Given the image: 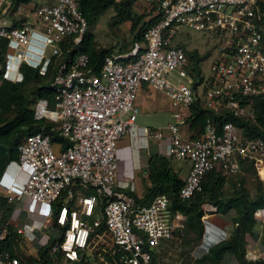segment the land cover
<instances>
[{
  "label": "built area",
  "instance_id": "obj_1",
  "mask_svg": "<svg viewBox=\"0 0 264 264\" xmlns=\"http://www.w3.org/2000/svg\"><path fill=\"white\" fill-rule=\"evenodd\" d=\"M13 2L20 10L31 4ZM11 6L12 0H0L2 79L20 82L21 64L44 75L55 60L50 81L53 108L38 100L33 119L53 124L67 146L52 143L41 127L24 137L17 146V161L7 165L22 176L10 194L26 201L20 209L23 219L30 215L52 219L63 229L50 253L79 262L91 248H100L97 258L103 264H148L162 242L180 241L184 216L169 208L167 196L136 205L131 195L134 178H117V147L135 134L137 98L143 89L160 92L170 103L174 122L143 127L139 134L163 145L170 163L189 162L177 193L180 201L199 192L208 173L238 174L240 160L250 162L264 182L260 138L246 137L232 122L216 124L211 118L204 120L199 132L181 130L183 125L187 128V112L196 102L213 114L226 110L234 118L254 121L253 99L264 102V0H154L157 20L143 32L142 41L131 53L105 57L97 74L80 51L86 22L76 0L34 4L19 24L5 17ZM181 29L216 39L217 56L209 66V78H201L200 90L186 53L173 44ZM171 73L177 76L175 83L169 80ZM103 236L108 238L105 248L97 246ZM0 264L20 263L2 250Z\"/></svg>",
  "mask_w": 264,
  "mask_h": 264
},
{
  "label": "trees",
  "instance_id": "obj_2",
  "mask_svg": "<svg viewBox=\"0 0 264 264\" xmlns=\"http://www.w3.org/2000/svg\"><path fill=\"white\" fill-rule=\"evenodd\" d=\"M30 1L17 0L18 3L23 4ZM137 1L76 0L78 9L86 22V32L80 51L87 55L89 65L94 73H98L103 59L111 56L113 51L111 48H98L91 32L99 16L106 10L112 8L114 12L108 23L110 30L117 23L130 22L129 32L133 34L132 44L140 43L143 32L156 22V15H152L147 21H142L143 16L141 15L134 16L133 4ZM4 51L5 40L0 38V66L4 63ZM121 52H124V46L117 49L115 54L120 55ZM184 52L189 61V69L193 71L190 65H195L200 58L194 52H186L185 50ZM118 60L125 62L127 58H119ZM54 62L55 60L48 66L44 75H40L34 68L21 64L19 71L22 80L17 83L3 80L0 72V176L10 162L17 161L18 144L23 141L25 136L39 132L41 127L44 128L45 133H49L52 143L60 145L61 148L67 146L66 141L59 137L53 129V124L33 119V106L38 100H46L48 108H53L54 89L50 86V81L53 75ZM253 103L255 117L254 121H249L244 118H234L226 110L213 114L209 110L202 109L196 102L187 112L188 128L195 132L201 131L206 118H211L216 124L228 121L242 128L246 137H258L264 142V102L253 99ZM146 172L150 177V186L145 188V193L140 199L132 195L136 205H147L155 196L165 195L169 200V208L184 216V230L180 241L162 242L157 250L151 253L148 264H155V259L159 253L173 246H185V255L192 259L191 264H224L222 258L227 252L231 253L239 264H260L262 261L264 262L260 258L253 260V258L247 257L246 259L245 239L251 235L254 226L258 223L257 218L259 215L264 213V182L257 187L253 195H250L243 186L244 178L238 176L241 173L254 172L250 162L240 160V172L233 175L238 177L236 182L229 183L231 192L228 195L223 196L222 193L226 177L211 172L204 176L201 190L183 201H180L177 196L183 180L179 179L177 174L172 171L169 160L159 156L149 157ZM5 202L6 199L0 197V209L8 205ZM59 204L60 199L53 204V209L55 206L59 207ZM205 204L210 205L214 212L220 214L230 210L234 212L231 219L232 232L226 240L217 242L207 250L206 254L194 259L191 256V250L199 244L202 237L203 224L201 217L203 216ZM100 212L98 209V213ZM52 224L55 226L53 221ZM1 227L2 225H0V229ZM102 230L103 227L101 226L98 231ZM58 233L61 237L63 229H58ZM13 237H17L16 233L8 228L4 238L0 240V251L7 250L12 256L18 258L20 264H57L53 259L55 257L56 260H59L60 255L50 253L51 246L56 239H52L46 246L38 249L36 256L31 257L23 256L19 252L18 245ZM57 240H60V238H57ZM90 257L91 255L87 253L80 259L79 263L103 264L96 258L89 259Z\"/></svg>",
  "mask_w": 264,
  "mask_h": 264
},
{
  "label": "crops",
  "instance_id": "obj_3",
  "mask_svg": "<svg viewBox=\"0 0 264 264\" xmlns=\"http://www.w3.org/2000/svg\"><path fill=\"white\" fill-rule=\"evenodd\" d=\"M134 45L135 44L133 43V46H131V50H134ZM120 47L121 44L118 47L115 46L113 48L112 54H115V51ZM123 53L125 52H121L120 54L124 55ZM195 75L198 76V80L197 82H195L196 84H198L201 81V75ZM137 107L142 112H152L155 114L160 113V110H163L167 107L168 112H170V122L166 123L164 126L174 122L171 117L170 103L168 99H166L160 92L146 91L143 89L138 95ZM137 115L134 122L135 134H133L132 137L119 142L116 151V159L118 161V180L122 178L133 177L134 189L133 192H131V195L135 196L137 199H140L145 193V188L150 186V177L146 172L149 157L159 156L165 159L167 158L165 156L163 145L156 144L153 141L141 137L139 131L145 126H140L136 123ZM185 123L187 124V128L183 127V125L181 127V130L185 134H188L189 132H191V130L188 128L189 123L187 121ZM174 162H179L180 167L178 169H174L172 162L170 163V168L174 173L177 174V177L179 179L183 180L189 171L190 164L187 169L188 161ZM183 167H185L186 169V174L182 177H179L178 174ZM12 170L15 169L9 168L7 170V175H9L11 181L20 182L21 178L17 177V173H9L12 172ZM2 198L6 199L5 203L8 205L0 209V225H2L0 229V240L4 238L6 230L8 228H10L11 231H14L15 233L16 230H20L21 232L19 234L16 233L17 237H13L14 241L18 245L19 252L24 256L35 257L38 249L46 246L44 244V241H48L43 233H41V230L50 226L51 228L55 229L58 234V228L52 224V219L44 220L33 215H30L28 218L23 219V212H20V209H22L25 204H27L26 201H23V199H20L18 201L14 200L12 195H9L7 197L2 196ZM53 214L55 215V209H53ZM233 216L234 212L232 210L224 214H220L214 212L213 208L210 205H204L203 216L201 217L203 224L202 237L199 244L191 250V256L194 259L206 254L209 248H211L219 241L226 240L230 236L232 232L231 219ZM257 220L258 223L254 226L251 235L245 239L246 259L247 257H250L253 258V260H258L259 258L261 260H264V243H262V240L264 238V213L260 214ZM49 221H51V224H48ZM222 259L224 264H239L235 260L234 256L228 252L223 255Z\"/></svg>",
  "mask_w": 264,
  "mask_h": 264
},
{
  "label": "rangeland",
  "instance_id": "obj_4",
  "mask_svg": "<svg viewBox=\"0 0 264 264\" xmlns=\"http://www.w3.org/2000/svg\"><path fill=\"white\" fill-rule=\"evenodd\" d=\"M118 1V0H115ZM55 0H31L30 5H28V8L25 9H17L16 4L12 0V6L8 9V13L5 16L7 19H9L11 22L15 24H19L23 22V13L25 11H29V8L38 3H48L53 4ZM154 0H138L133 4V14L134 16H143L142 21L149 20L152 15H156V11H154ZM114 12L112 8H109L106 10L101 16H99L96 26L94 29L91 30L93 32V38L95 40L96 46L98 48H113L116 46L118 47L120 44L121 46H124V52L123 54L131 53V46L132 44V36L133 34H130L129 28H130V22H122L117 23L116 26L113 27L112 30L109 29L108 23L110 22L111 18L113 17ZM173 44L176 46H181L184 48L186 52H194L200 60L195 63V65L191 64L190 67L193 70L195 74H200L201 78L206 81L209 76V66L213 62V60L216 58L217 54L215 53L216 48V39L213 35L207 34V33H201L197 31L192 30H185L181 29L180 32L175 36L173 40ZM196 79L194 78V81L196 82ZM169 80L172 83H175L177 80V76H175V73H171L169 76ZM180 81L184 82L185 79L181 78ZM201 82V81H200ZM203 85V81L200 84V87H198V90L201 89ZM198 86V85H197ZM163 102V101H161ZM170 112H168L167 107L163 110H160V113H150V112H142L138 108V115H137V121L136 123L140 126L145 127H161L164 126L166 123L170 122L169 118ZM174 169H178L180 167L179 162H173ZM189 167V162L187 163V169ZM254 170V169H253ZM18 172V170H15ZM185 167L182 168L180 173L178 174L179 177H182L186 174ZM22 177L21 175H19ZM239 177L242 176L244 178L243 186L247 189L250 195H253L259 185H262L263 182H261L257 176L256 172H250V173H241L238 175ZM237 176V177H238ZM236 176H228L226 177V182L223 185L222 193L223 196L228 195L231 192V188L229 187L230 182H236ZM4 196L3 193L0 191V197ZM48 224H51V221L48 222ZM41 233L48 239L44 241V244L47 245L50 243V241L57 236V232L55 229L51 228L50 226L42 229ZM60 235V234H59ZM262 243H264V238L262 240ZM105 244H108V238L106 236H103L102 239L97 244L98 247L105 248L102 246H105ZM96 246V247H97ZM109 246V245H108ZM185 246H173L169 249H166L159 253V255L155 259V264H191L192 259L187 257L185 255ZM91 252H88L91 257L89 259H97L98 253L101 251L100 248H98L97 251L94 250V248L90 249ZM23 252V251H22ZM24 256V255H23ZM93 257V258H92ZM87 258V257H86ZM21 259V257H20ZM54 262L57 264H80L79 262H66L63 258H59V260H56L54 257ZM260 264H264L262 261Z\"/></svg>",
  "mask_w": 264,
  "mask_h": 264
},
{
  "label": "clouds",
  "instance_id": "obj_5",
  "mask_svg": "<svg viewBox=\"0 0 264 264\" xmlns=\"http://www.w3.org/2000/svg\"><path fill=\"white\" fill-rule=\"evenodd\" d=\"M9 168H14L16 170L15 167H8L6 166V168L4 169L3 173L0 176V191L3 193L4 196H9L12 195L11 193V187L14 184H20L19 182H15V181H11V178L9 177V175H7V170ZM15 170H12V172H9L10 174H16L17 172ZM19 176V175H18ZM20 178V176H19ZM53 211V210H52Z\"/></svg>",
  "mask_w": 264,
  "mask_h": 264
}]
</instances>
